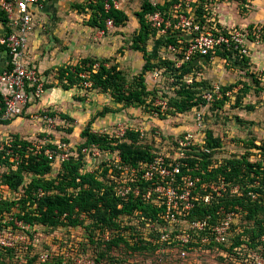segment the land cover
Returning <instances> with one entry per match:
<instances>
[{
	"label": "rangeland",
	"instance_id": "1",
	"mask_svg": "<svg viewBox=\"0 0 264 264\" xmlns=\"http://www.w3.org/2000/svg\"><path fill=\"white\" fill-rule=\"evenodd\" d=\"M141 4L142 0H131L125 4L123 9L127 19L122 24V32L114 30L113 26L108 30L105 24L98 26L105 30L104 34L91 31L89 39L94 43H102L103 40L112 44L107 46L105 58L97 59L107 67L114 63L118 65L122 71V91L128 93L138 90L142 77V82L146 84L144 102L124 106L123 102H114L112 90L104 92L93 89L92 85L91 88H86L78 83L74 84L69 92H62L64 88L61 82H48L43 76L44 94L48 93L51 99L53 97L56 106L51 104L34 107L28 114L22 113L20 132L6 135L0 133V152L6 157V162L0 164V174L10 166L16 167L21 162L23 153L27 157L30 153L44 151V154L53 160L54 176L62 157L65 159L77 155V147L83 142L80 132L95 113L102 112L104 107L112 112L96 119L91 128L95 133L107 135V140L112 143L119 141L125 130H133L138 132V143L152 153L174 156L179 152L178 140L189 132L196 134V140L187 146V156L201 157L204 151H210V147L206 148V139L211 135L220 141L209 157L213 165H221L225 159L240 158L243 155L252 162L264 161V84L258 79L262 68H252L249 65V57H244L248 58V61L233 58L232 61H224L219 57L194 65L184 76L180 74L181 69L170 70L164 67V64L161 68L142 72V53L131 46L133 39L138 36L140 26L135 13ZM36 10L33 7V11ZM112 33L113 36L122 33V36L114 37L112 42L107 41L109 39L104 37ZM98 34L102 37L95 39ZM145 46L147 51L154 55L155 62L162 57H172L151 37ZM94 59L96 58H92ZM155 70L158 72L157 77L153 75ZM46 85H52V88H46ZM184 85L191 89L190 93L184 92L190 91L185 89ZM213 85L229 89L226 91H230V94H223L218 100L205 101L202 95L210 91ZM192 91L196 92L193 97L197 98L198 104L186 111L177 112L173 103L181 101L182 104V100H187ZM39 100H32L30 104H38ZM186 104L187 102H184L182 106L185 108ZM198 115L200 119L197 120ZM198 123L200 127H197ZM68 129H72L70 134L67 133ZM16 138L28 141L29 146L26 149L21 148V144L15 142ZM95 151L85 152L84 169L95 172L100 179H111L110 175L104 176V166L109 164L113 168L118 151L105 153L100 150L99 154L94 153ZM28 179L29 177L26 178ZM20 195L21 191H11L2 179L0 180L1 201H11ZM260 202L263 204L264 199ZM16 210L13 208L1 221L3 225L0 230L3 229V234L10 230L24 237V241L18 243V249L14 253H0L2 264H255L254 256L262 257L264 251V231L260 236H255V233L264 227V212L261 210L251 219L240 212L237 223L232 226V231L223 244H202L194 240L190 247L184 248L186 255L181 254V245L175 237H167V241H164L157 233L152 237H143L153 247L133 250L130 245L137 239L138 243L143 239L133 236L137 233L134 226L137 223L135 216L120 219L123 228L120 227L119 232L129 241L128 245L123 241L115 244L109 242L118 229L104 231L96 227L92 215H82L83 224L75 227L29 225L19 221L12 226L8 221L14 217ZM137 227L138 231H144L143 227ZM106 232L109 237H106ZM194 238L198 240L197 237Z\"/></svg>",
	"mask_w": 264,
	"mask_h": 264
},
{
	"label": "built area",
	"instance_id": "2",
	"mask_svg": "<svg viewBox=\"0 0 264 264\" xmlns=\"http://www.w3.org/2000/svg\"><path fill=\"white\" fill-rule=\"evenodd\" d=\"M130 1L103 0L104 10L107 11L111 7L124 10L125 4ZM169 1L171 3L168 9H155L146 15V21L150 27L151 39L160 43L162 49L172 55L168 59L174 62L176 68H180L197 56L213 53L211 59L219 57L214 54L217 48L230 51L233 56L249 57V48L245 40L249 38L250 32L247 29L223 24L218 18L217 8L221 3L236 2L240 8L247 9L252 0ZM42 2L43 0H0V9L5 13L8 25V31L0 35V46L4 47L8 55L7 65L0 70V123L22 115L27 105L32 100L41 99L45 92L43 75L30 60L28 48L29 35L34 27L33 7L40 9ZM151 3L156 4L152 0ZM200 9L201 16L198 12ZM105 24L107 28L114 26L111 18H107ZM252 35L254 40L259 42L263 37V31L260 27H254ZM169 37L175 38V44L165 42ZM259 72L258 79L264 84V67ZM80 75L86 76V74ZM153 75L157 77V70L153 71ZM83 86L91 88V82L83 81ZM225 94L229 95V91ZM222 95L220 86L213 85L210 91L203 93L202 98L210 102L221 98ZM198 119L200 115L197 116ZM197 127H200V123ZM195 136V133L189 132L183 135L178 140L179 152L174 156L157 154L151 160L141 161L135 166L121 164L118 155L113 166L116 172L112 167L108 172L115 183L114 190L121 199L126 200L132 195L155 209L153 216L136 210L133 215H126L124 218L136 217L137 223L134 226L142 237L147 235L151 237L154 233L164 241H167V237H175L181 245L182 255H186L185 246L194 240L202 244L213 242L223 244L241 214V206L235 205L219 206L215 211V219H212L210 214L201 218L191 217L198 205L210 204L224 195L229 197L243 195V188L241 189L238 184L232 185L222 177H218L217 180H203L193 173V168L185 160L187 158L185 151L188 149L187 146L192 145L196 140ZM90 150H96L94 152L96 154L100 152L95 147L91 149L85 147L82 153L85 154ZM63 159L62 157L61 160ZM251 186L258 187L260 182L255 180L246 186L247 196L254 199L264 196V185L261 186V193L251 191ZM17 221L15 220L14 223ZM137 226L143 227L144 231H138ZM8 229L12 230V228ZM2 230H0V247L16 251L18 243L23 242L24 237L10 230L3 234ZM106 237H109L108 232ZM194 237L199 238L196 240ZM254 257H256L255 264H264L263 257Z\"/></svg>",
	"mask_w": 264,
	"mask_h": 264
},
{
	"label": "trees",
	"instance_id": "3",
	"mask_svg": "<svg viewBox=\"0 0 264 264\" xmlns=\"http://www.w3.org/2000/svg\"><path fill=\"white\" fill-rule=\"evenodd\" d=\"M109 1L111 2V0ZM170 3L171 1L167 0L164 4L153 5L149 0H144L140 10L135 13L140 27L138 36L133 39L131 46L134 50L142 53L144 60L142 72L151 71L157 67L161 68L164 64V67L170 70L181 69L182 72L180 74L184 76L192 70L194 65L211 60L213 53L197 56L188 63H184L180 68H176L174 62L168 58L154 61V55L147 51L145 46L151 36L146 15L157 8L162 10L168 9ZM86 5L91 10V15L86 21L88 25L101 27L105 25L107 18H111L114 25L119 26L127 19V14L124 10L111 7L105 11L103 0H90ZM198 12L201 16L202 10L200 9ZM1 20L6 24L7 20L4 12L1 15ZM165 42L175 44V38L169 37ZM214 54L225 59V61H232V58L248 61V58L239 57L238 55L233 56L232 52L224 51L222 48H217ZM80 74H86V76L82 77ZM57 79L61 82L64 89H69L77 83L81 85L83 81H90L93 89H100L104 92L112 90L111 94L114 102H123L124 106L133 105L134 103L141 104L145 100L143 94L146 90V84L142 82V77H140V88L138 90L125 93L121 90L123 78L122 71L118 68V65L114 63L110 67H107L105 63H102L97 58L94 60L92 58H85L75 65L61 67L58 70ZM45 87L48 88L51 85H46ZM184 88L189 89L186 85H184ZM189 90L184 92L190 93L191 89ZM221 90L225 96L226 90L229 89L221 88ZM194 95H196V92L192 91L188 95L187 100L184 101L181 99L182 104L187 102L185 105L187 107L185 108L180 104L181 101H175L173 104L176 106L177 112L186 111L197 105V98L193 97ZM108 112H112V110L104 107L102 112L95 113L94 117L87 122L85 128L80 132V137L83 138V142L77 147V155L60 160L54 176L52 175L54 173L53 160L45 155L44 151L30 153L27 157L23 153L22 160L16 167L10 166L7 171L0 174V180L2 179L11 191H21V195L18 198L15 197L11 201L0 200V228L3 225L1 221L12 212L13 208L17 210L13 213L14 217L8 221L12 226H15L13 220H18L29 225L41 224L49 227H75L83 224L81 216L85 214L92 215L94 220L93 224L104 231L118 229L117 234L112 235L109 242L115 244L118 241H123L129 245V241L125 239L126 237L119 232L120 227L123 228L120 224V219L126 215H133L136 210L153 216L155 209L132 195H129L126 200L121 199L114 190L115 183L112 179L107 178L103 180L97 177L95 172L84 170L85 154L82 153V149L85 147L89 149L95 147L101 151H118L122 162L121 164L131 166H135L141 161H149L157 154L152 153L148 148L146 149V147L138 143L137 131L125 130L119 138L120 140L116 143L107 140V135H100L93 132L91 128L93 122L100 117H104ZM7 122L9 121L3 123ZM71 132L72 129H68L67 133ZM206 140V148L210 147V151H204L201 157L188 155L185 159L193 168V173L199 175L203 180H217L218 177H222L232 185L238 184L241 189L243 188V195L233 197L224 195L212 201L210 204L198 205L193 210L191 217L201 218L210 214L212 219H215V211L219 206L228 207L239 205L241 206L240 212L245 213L248 219L254 217L255 213L259 210L264 212V203L262 204L260 202L261 199H264V196L263 198L260 196L257 200V198H250L246 194V186L252 184L255 180L260 182V186H251L250 190L261 193V186L264 185V161L252 162L243 155L240 158L225 159V162L221 165L213 166L209 157L212 151L219 146L220 141L211 135ZM15 142L21 144V148L23 149H26L30 144L28 141L18 138H16ZM4 158L6 157L0 152V164L6 162ZM109 168H111L109 164L104 166L103 174H105V177H108L110 174L108 173ZM113 170L115 171L116 169L114 168ZM27 177H29L28 180H26ZM5 225L7 224L5 223ZM262 231H264V227H261L260 231L255 233V236L258 237L263 234ZM133 236L142 237L138 232ZM255 236L253 235V237ZM190 245L192 243L187 244L185 248L190 247ZM130 247L133 250H145L153 247V245L143 238L139 240V243L137 239ZM14 252L12 249L0 247V253L11 254ZM262 257L264 258V251Z\"/></svg>",
	"mask_w": 264,
	"mask_h": 264
},
{
	"label": "crops",
	"instance_id": "4",
	"mask_svg": "<svg viewBox=\"0 0 264 264\" xmlns=\"http://www.w3.org/2000/svg\"><path fill=\"white\" fill-rule=\"evenodd\" d=\"M89 1L43 0L40 9L34 7L37 10L34 12V27L28 39L29 58L38 67L42 75L47 78L48 82H58L57 74L61 67L75 65L85 58H105L107 46L112 45L103 40L102 43H94L89 39V33L91 31L100 34L105 33V30L103 31L97 26L86 24V21L91 15V10L86 5ZM149 1L151 2V0ZM152 1L161 5L167 0ZM217 11L218 18L223 24L228 27L236 26L237 28L247 29L250 32L249 38L245 40L249 48V65L255 69L263 68L264 0H252L251 5L247 9L240 8L236 2L221 3ZM2 13L0 9V35L8 31L7 23L5 24L1 20ZM254 27H260L263 31V37L259 42L255 41L252 35ZM109 28L106 27L108 30ZM122 28V25L113 26V29L118 32H122ZM113 34L105 36L104 38L112 42L114 37L122 36V33L115 34V36ZM101 37L102 35L98 34L94 38L100 39ZM215 58L219 57H214L213 59ZM7 60V53L4 47L0 46V70L7 65ZM49 88L51 89L52 85ZM54 90L56 89L54 88ZM70 90L72 89H62V92H69ZM39 101L38 104L29 103L23 113L28 114V112L37 106H50L51 104L56 106L53 97L51 99L48 93L43 94ZM22 120L23 117L20 115L7 123H0V133L6 135L20 132L22 130Z\"/></svg>",
	"mask_w": 264,
	"mask_h": 264
}]
</instances>
